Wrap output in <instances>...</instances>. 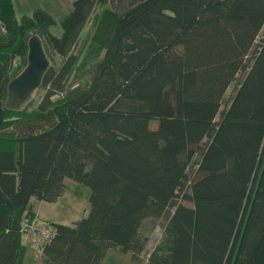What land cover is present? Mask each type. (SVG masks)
<instances>
[{
  "label": "trees",
  "instance_id": "1",
  "mask_svg": "<svg viewBox=\"0 0 264 264\" xmlns=\"http://www.w3.org/2000/svg\"><path fill=\"white\" fill-rule=\"evenodd\" d=\"M58 23L42 8L18 21L0 0V264L23 263L22 219L63 178L91 208L54 225L45 264L114 248L141 264L144 222L171 206L146 264H264V0H75L61 37ZM33 36L51 60L45 94L12 106Z\"/></svg>",
  "mask_w": 264,
  "mask_h": 264
},
{
  "label": "rangeland",
  "instance_id": "2",
  "mask_svg": "<svg viewBox=\"0 0 264 264\" xmlns=\"http://www.w3.org/2000/svg\"><path fill=\"white\" fill-rule=\"evenodd\" d=\"M75 0H29V2L34 6L36 4V8H42L49 12L59 23L63 16L67 15L73 7V2ZM15 6H16V13L18 14V17L23 16V13H25V10L23 8V4L21 0H15ZM26 14V13H25ZM29 14V13H27ZM58 23V25L54 26L51 31L55 36L61 37L63 34V28H61V25ZM93 27V22L91 21L86 27L85 30L82 33V39H86L88 35L91 33ZM3 31V30H2ZM5 34V32L3 31ZM264 35V30L258 38L257 43L261 40V38ZM85 41V40H84ZM85 43V42H84ZM82 44L81 49L84 47V50L87 51V44ZM85 52L82 55V58H84ZM51 65L50 57H48ZM17 63V61H16ZM244 73H241L236 81L230 86L228 89V92L225 96V100L222 106V110H224L228 104L230 103L232 97L237 91L238 84L243 80ZM45 91L43 90H36L30 99H35L36 101H41L42 97L44 96ZM219 118H217V121ZM151 129H157L158 123L152 122L150 125ZM196 168L194 163L189 168V176L192 181L196 177ZM197 178V177H196ZM63 178V188L58 186H51L50 189L46 193V203H55L56 206H53V211L50 213L51 217L56 223L50 224L49 222L45 224H49V226L54 225H60L57 223H70L75 225L76 222L81 217H86L90 212V189L79 182H76L74 180ZM59 180H57L58 182ZM63 191V192H62ZM60 195V197L57 199V197ZM180 201V200H178ZM181 202L184 204V201L181 199ZM188 204V203H186ZM190 205V204H189ZM174 206H171L165 215L161 217L160 219H147L141 229V234L143 237H146L148 239V247L147 250L144 251L143 254H141V264H146L147 260L149 258V255L151 251L154 249V247L161 241L163 230L168 224L170 218L174 214ZM82 219V218H81ZM73 222V223H72ZM44 223V222H43ZM65 225V224H62ZM72 225V226H73ZM66 226V225H65ZM71 226V227H72ZM55 227V226H54ZM38 252V251H37ZM39 253V252H38ZM37 253V254H38ZM38 256H41L40 253ZM44 258V257H42ZM101 264H136L133 260L132 254H126L122 253L119 249H109L102 260Z\"/></svg>",
  "mask_w": 264,
  "mask_h": 264
},
{
  "label": "water",
  "instance_id": "3",
  "mask_svg": "<svg viewBox=\"0 0 264 264\" xmlns=\"http://www.w3.org/2000/svg\"><path fill=\"white\" fill-rule=\"evenodd\" d=\"M7 37L0 26V43ZM50 68L44 44L40 37L33 36L29 40L28 65L9 85V104L21 107L30 100L32 94L39 89L43 78Z\"/></svg>",
  "mask_w": 264,
  "mask_h": 264
},
{
  "label": "crops",
  "instance_id": "4",
  "mask_svg": "<svg viewBox=\"0 0 264 264\" xmlns=\"http://www.w3.org/2000/svg\"><path fill=\"white\" fill-rule=\"evenodd\" d=\"M13 1V6H14V11H15V17L18 21L22 19L23 16L25 15H31L35 9H37L36 4L33 6L29 0H21L22 4L24 5L23 8L25 10V13H23L22 10V15L21 17H18L16 13V6H15V0ZM71 12V11H70ZM69 12V13H70ZM29 13V14H27ZM68 13V14H69ZM59 203H46V201H39V200H33L31 209L32 212L34 213L35 217L38 218L41 222L47 223L49 222L50 224L56 223L51 217L50 213L53 211V206H56V204ZM83 218V217H81ZM80 218V219H81ZM79 219V220H80ZM78 220V221H79ZM73 223V222H72ZM57 224H65L66 226H72L73 224L68 223H57ZM23 246H24V253H23V263L22 264H45L43 256H38L37 250L29 243L27 240L24 239L23 241ZM38 253V254H37Z\"/></svg>",
  "mask_w": 264,
  "mask_h": 264
},
{
  "label": "built area",
  "instance_id": "5",
  "mask_svg": "<svg viewBox=\"0 0 264 264\" xmlns=\"http://www.w3.org/2000/svg\"><path fill=\"white\" fill-rule=\"evenodd\" d=\"M22 236L43 256L44 249L58 234L56 227L41 222L38 218L27 214L22 219Z\"/></svg>",
  "mask_w": 264,
  "mask_h": 264
}]
</instances>
